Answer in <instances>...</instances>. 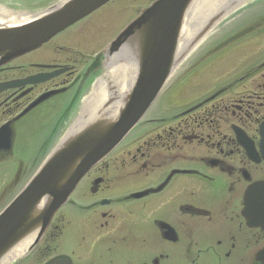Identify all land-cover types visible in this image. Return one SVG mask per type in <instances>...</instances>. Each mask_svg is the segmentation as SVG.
<instances>
[{
  "label": "flooded vegetation",
  "instance_id": "flooded-vegetation-1",
  "mask_svg": "<svg viewBox=\"0 0 264 264\" xmlns=\"http://www.w3.org/2000/svg\"><path fill=\"white\" fill-rule=\"evenodd\" d=\"M10 1L21 13L61 0ZM109 4L40 49L50 46L63 60L30 61L38 50L0 68V85L18 83L0 91V130L9 125L12 150L21 121L49 105L40 119L61 111L48 133L63 130L73 103L102 77L104 49L132 22L118 31L114 18L99 15ZM217 11L197 35L193 88L182 79L184 94L169 110H157L159 96L82 179L40 242L12 264H264V229L244 214L259 185L264 204V0H229ZM102 22L106 38L118 33L103 48L87 46ZM38 75L50 77L20 84ZM12 150L0 152V166Z\"/></svg>",
  "mask_w": 264,
  "mask_h": 264
},
{
  "label": "water",
  "instance_id": "water-1",
  "mask_svg": "<svg viewBox=\"0 0 264 264\" xmlns=\"http://www.w3.org/2000/svg\"><path fill=\"white\" fill-rule=\"evenodd\" d=\"M110 1L61 0L24 25L0 27V68L42 48ZM221 3L229 0H157L112 41L104 53L110 60L106 72H101L102 83L87 106L102 95V89L120 84L118 90L98 115L86 119L72 133L71 127L0 213V264H11L27 247L31 251L38 244L84 176L112 153L144 117L198 42L197 35L214 24L213 16ZM197 6L202 8L200 15L196 14ZM49 77L38 75L20 84H36ZM16 85H0V91ZM53 94L40 96L20 117ZM11 148L12 132L6 125L0 130V152ZM257 187L246 197L244 214L250 226L264 229V204L257 195L260 185Z\"/></svg>",
  "mask_w": 264,
  "mask_h": 264
},
{
  "label": "rangeland",
  "instance_id": "rangeland-1",
  "mask_svg": "<svg viewBox=\"0 0 264 264\" xmlns=\"http://www.w3.org/2000/svg\"><path fill=\"white\" fill-rule=\"evenodd\" d=\"M149 2L150 0H113V2L104 10L99 11V15H103L105 20H107V18H114L116 23H118L117 27L120 28L118 31H120L126 24L133 21L142 9L147 8ZM0 6L13 12L22 11L20 10V5L12 4L10 0H0ZM25 9H31L29 10L31 12H40L45 8L31 7ZM100 24L104 26H97L94 29L95 34H93L94 32L90 34V38L98 37V40L87 43V46L96 47L99 42V46L103 48L115 37L116 33H118L117 31L113 36L106 38L108 29L107 22H102ZM240 24L241 22H237L236 24L233 23L232 28ZM101 37L103 38L99 41ZM91 43L92 45H90ZM83 44L84 41L82 42V47ZM193 52L194 51L183 60L182 65L177 68L162 91L159 97V102H163V105L157 109L158 111L164 110V106L169 110L171 105H177L175 97L184 94L181 92V89H179L182 79L185 81V86L190 85L189 89L191 90L193 88L192 85L194 84V80L199 78L197 71L195 72L197 56L196 52ZM28 58H31L30 61L32 62H45L55 59L63 60L62 57L59 58L58 56L53 55L50 46L43 48ZM21 62L22 61H16L14 64ZM201 78H204V76L202 75ZM93 88L94 83L88 86V92L76 102L77 104L73 103V107L75 105L78 107L77 111L73 114L72 118L67 120V123L64 124L63 130L61 131H56L51 134L48 133V128L54 125V122L59 118L61 111L53 113V116H49V118L45 120L40 119L41 114L39 112L49 111V105L41 108L27 119L20 122V131H18L19 133L15 136L13 150L11 154L4 158V165L0 166V174L2 175L0 177V212L25 187L46 157L63 138L67 130L70 128L69 126H71L80 115L85 100L90 92H92ZM63 111L65 112L64 108ZM44 127L45 130L43 129Z\"/></svg>",
  "mask_w": 264,
  "mask_h": 264
},
{
  "label": "bare ground",
  "instance_id": "bare-ground-1",
  "mask_svg": "<svg viewBox=\"0 0 264 264\" xmlns=\"http://www.w3.org/2000/svg\"><path fill=\"white\" fill-rule=\"evenodd\" d=\"M33 18H34V15H31L29 13L12 12L0 6V27L21 26V25H24L30 22ZM101 83H102V80L100 78L98 82L95 84L92 93L98 92ZM119 86L120 84H117V85L102 89V95L95 97L94 104L89 105V106H87V104L89 102L91 95L88 96L85 100L84 107L77 121L74 123L72 129L70 130V132L72 133L73 132L72 130H76L78 127H82L86 119L98 115L100 108H102L104 104H106V102L109 100L111 96H114Z\"/></svg>",
  "mask_w": 264,
  "mask_h": 264
}]
</instances>
